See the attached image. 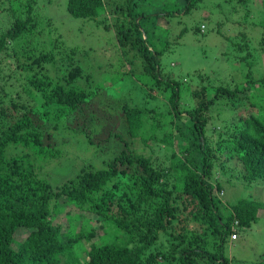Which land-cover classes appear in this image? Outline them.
Segmentation results:
<instances>
[{"label": "trees", "instance_id": "1", "mask_svg": "<svg viewBox=\"0 0 264 264\" xmlns=\"http://www.w3.org/2000/svg\"><path fill=\"white\" fill-rule=\"evenodd\" d=\"M154 1L67 0L73 18L105 23L107 14H112L109 18L118 45L128 57L129 72L134 73L133 65L140 66L137 73L144 77L142 82L151 92L165 95L169 103L166 113L151 118L137 107L124 105L127 139L124 132H109L103 141L94 140L98 133L85 122L78 129L66 124L68 115L88 103L89 94L80 87L54 85L47 75L35 71L36 66L51 62L52 54L28 62L37 34L42 33V17L33 13L32 0L23 5L18 0L16 12L9 11L10 23L0 29V63L11 44L16 70L27 75H20L26 81V97L22 92L11 96L6 82L13 75L6 77L0 68V264H234L226 256L225 245L229 239H238L231 240L234 231L237 234L258 220L263 204L246 198L223 204L215 196L222 186L214 172L219 168L227 173L232 168L237 181L264 180V102L253 101L259 90L264 100V75L255 78L253 64L245 58L248 71L243 82L211 89L202 79L190 93L193 108H180L179 82L162 73L164 48L151 47L145 30L148 19L172 17L177 11L156 15L143 11ZM200 1L185 0L184 11ZM236 2L244 5L245 16L250 17L249 0ZM247 26L260 30L258 45L264 53V17ZM240 36L246 39V31ZM19 41L20 54L14 46ZM243 46L247 48V43ZM20 57L24 63H19ZM244 102L250 109L243 107L225 121L213 141L207 132L213 109L229 110L232 103ZM38 106L44 110L40 112ZM39 113L51 115L49 127L54 133L84 136L87 147L79 151L81 155L69 157L62 148L66 143L57 142L54 133L45 136L35 118ZM112 137L122 144L119 152L112 150V158L103 160L101 168L94 167L85 153L91 147L93 156L101 157ZM149 142L163 146L164 159L138 150L141 144L154 152ZM72 158L79 163L76 170L63 163ZM71 210L90 214L104 232L112 230L111 240L98 239L96 228L76 231ZM60 216L70 222L67 229L58 222ZM21 228L26 234L16 242ZM86 244L89 248H82V259L76 249ZM235 264H264V253L257 262Z\"/></svg>", "mask_w": 264, "mask_h": 264}, {"label": "rangeland", "instance_id": "2", "mask_svg": "<svg viewBox=\"0 0 264 264\" xmlns=\"http://www.w3.org/2000/svg\"><path fill=\"white\" fill-rule=\"evenodd\" d=\"M6 1L2 0L0 4V29H5L9 25V11L12 9L16 12L15 5L18 4V0ZM20 1L22 5L26 2V0ZM263 1L249 0L247 8L250 17L245 16L244 5L237 3L236 0H202L196 6L191 7L187 13L184 11L185 0H155L150 7L142 8L143 11L147 9L155 15L170 9L177 11L172 17L148 19L145 23L147 25L145 30L147 31V42L151 47L156 50L164 48L160 57L162 73L179 82L180 108H193L194 100L190 93L200 85L202 79H204L203 84L211 89L219 85L243 82V75L248 71L242 61L245 58L248 63L253 64L252 71L255 78L264 75V53L258 45L261 32L258 28L249 30L247 26L258 24L263 19ZM32 10L34 14L42 17L41 25L39 24L42 33L37 34L36 32L37 44L30 52L28 62L41 54H52L53 60L49 63H42L41 68L36 66L35 71H41L42 74L47 75L54 85L65 88L80 87L89 94L88 103L82 109L68 115L66 124L71 128H81L80 125L85 122L90 130L95 134L98 133L94 138L95 141H103L109 132L121 134L124 132L127 139L122 114L124 105L139 108L146 113L148 118L168 111L169 103L166 96L156 90L151 92L147 84L142 82L144 77L141 73H137L139 72L137 68L140 66L133 65L131 68H136V72H129V60L122 53L116 40L113 21L109 18L111 13L107 14V23L73 18L67 11V0H32ZM178 11L183 12L180 14ZM201 26L204 27L202 32L199 30ZM244 31L247 33L246 39L240 36ZM245 43H247V48L243 46ZM14 46L20 54V41ZM11 49L10 44L9 53L0 63V68L6 77L9 74L13 75L6 82L9 95L15 96L16 92H22L25 98L26 93L23 90L26 88V81L22 76L27 74L16 70ZM19 59V63H24V59L21 57ZM77 70L80 73L75 75ZM14 76L19 80L18 82ZM245 95L248 96L249 93L245 92ZM255 96L253 101L264 102L261 99L263 95L260 90L255 92ZM229 107H227L229 110L215 107L211 113L212 118L207 132L213 141L218 139L225 121L228 123L232 115L243 107L250 109L248 102L232 103ZM38 110L42 112L44 108L38 106ZM255 111L258 112L259 109ZM50 116L43 117L42 113L35 116L37 122L41 123L40 127L45 136L48 132L52 134L55 132L49 127L48 117ZM69 136L70 133L63 131L54 133L57 142L66 143L62 148L69 152V157L81 155L79 151L87 147L86 139L84 136L76 138H69ZM77 141L82 142L83 145L80 146ZM108 145L109 147L102 146L101 157H94V148L91 147H89V153H85L94 167L101 168L103 160L115 155V152L111 151L119 152L122 146L114 137ZM149 146L154 152L150 149H143L141 144H138V150L144 151L146 155L152 153L155 157L164 159L166 152L162 145L159 147L149 142ZM104 154L107 157L103 158ZM63 163L70 165L74 170L79 167L77 158L63 161ZM236 172V169L232 168H228L227 173L219 168L215 170L214 178L222 186V192H215V196L223 204H234L243 198L256 200L263 204V209L259 210L256 222L252 223L249 228L237 232V240H228L225 253L234 264L241 261L257 262L264 253V180L246 184L233 178ZM71 212L72 214L69 215L72 220L71 225L75 226L76 231L96 228L98 239L101 241H110L113 237L114 232L109 229L108 231L105 229L104 232L90 214L81 215L72 210ZM62 216L59 217L58 222H62L64 228L67 229L70 222H65ZM107 232L110 233L107 234ZM25 234L26 231L19 229L15 234V241L17 242ZM82 248L88 250V244L76 249L84 259Z\"/></svg>", "mask_w": 264, "mask_h": 264}, {"label": "built area", "instance_id": "3", "mask_svg": "<svg viewBox=\"0 0 264 264\" xmlns=\"http://www.w3.org/2000/svg\"><path fill=\"white\" fill-rule=\"evenodd\" d=\"M235 239H237V234L234 231L233 234L231 235V240H235Z\"/></svg>", "mask_w": 264, "mask_h": 264}, {"label": "clouds", "instance_id": "4", "mask_svg": "<svg viewBox=\"0 0 264 264\" xmlns=\"http://www.w3.org/2000/svg\"><path fill=\"white\" fill-rule=\"evenodd\" d=\"M222 192V191H221Z\"/></svg>", "mask_w": 264, "mask_h": 264}]
</instances>
